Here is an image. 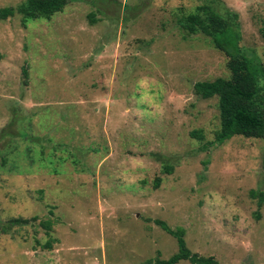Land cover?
Wrapping results in <instances>:
<instances>
[{
    "label": "rangeland",
    "instance_id": "1",
    "mask_svg": "<svg viewBox=\"0 0 264 264\" xmlns=\"http://www.w3.org/2000/svg\"><path fill=\"white\" fill-rule=\"evenodd\" d=\"M203 3L236 12L264 64V0H68L50 18L0 19V264L168 258L177 241L156 219L191 252L264 264V202L249 196L264 193V137L210 143L217 97L193 91L229 76L210 37L178 25Z\"/></svg>",
    "mask_w": 264,
    "mask_h": 264
},
{
    "label": "trees",
    "instance_id": "2",
    "mask_svg": "<svg viewBox=\"0 0 264 264\" xmlns=\"http://www.w3.org/2000/svg\"><path fill=\"white\" fill-rule=\"evenodd\" d=\"M68 0H23L16 6L0 8V19L21 15L23 21L38 18H50L54 13L62 11ZM184 36L204 34L210 37L215 48L227 56L226 66L228 77L218 76L212 80H199L193 83V91L201 98L217 97L219 128L215 132L214 140L210 143L220 144L225 140L241 135L247 138L264 137V64L261 60L249 56L240 45L241 33L237 21V13L228 15L219 13L208 3L196 5L193 10L181 13L177 19ZM264 22V21H263ZM264 36V24L261 27ZM190 134L203 139L200 130H192ZM0 162L5 160L0 155ZM264 168V159H263ZM164 172L171 173L172 167L164 165ZM161 177L154 178V187H158ZM249 196L257 198L258 207L264 202L261 190L251 189ZM259 216V214H258ZM31 218H11L12 224L25 225ZM166 232L176 238L178 250L168 258L156 257L147 259L145 264H176L180 260H188L191 264H221L213 255H200L191 252L184 240V230L172 229L163 220H154ZM7 225V224H6ZM47 233L52 228V222L41 220ZM8 227V225H7ZM53 238L46 240L42 247L50 248Z\"/></svg>",
    "mask_w": 264,
    "mask_h": 264
}]
</instances>
